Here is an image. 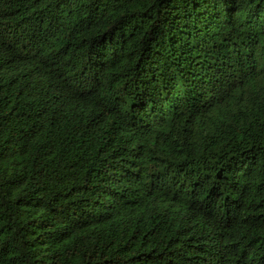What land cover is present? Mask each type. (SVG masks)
<instances>
[{
    "label": "trees",
    "instance_id": "obj_1",
    "mask_svg": "<svg viewBox=\"0 0 264 264\" xmlns=\"http://www.w3.org/2000/svg\"><path fill=\"white\" fill-rule=\"evenodd\" d=\"M0 264H264V0H0Z\"/></svg>",
    "mask_w": 264,
    "mask_h": 264
}]
</instances>
